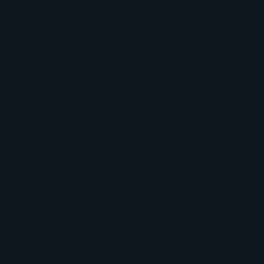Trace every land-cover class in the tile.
I'll return each mask as SVG.
<instances>
[{
  "label": "water",
  "instance_id": "1",
  "mask_svg": "<svg viewBox=\"0 0 264 264\" xmlns=\"http://www.w3.org/2000/svg\"><path fill=\"white\" fill-rule=\"evenodd\" d=\"M0 264H264V0H0Z\"/></svg>",
  "mask_w": 264,
  "mask_h": 264
}]
</instances>
